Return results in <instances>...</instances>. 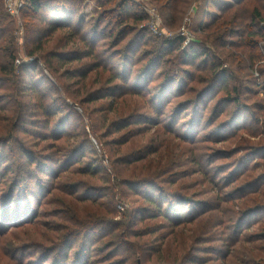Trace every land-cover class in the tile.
I'll use <instances>...</instances> for the list:
<instances>
[{"label":"trees","instance_id":"obj_1","mask_svg":"<svg viewBox=\"0 0 264 264\" xmlns=\"http://www.w3.org/2000/svg\"><path fill=\"white\" fill-rule=\"evenodd\" d=\"M86 1L26 0L27 12L25 15L33 18L32 23H30L32 24L31 28H28L33 36L30 41H33L36 46L29 51V54L34 56L37 51L43 50L42 41L45 37L66 31L63 38L65 40L64 50L49 52L41 56L40 60L45 62V67L60 83L63 78L70 80L77 78L86 81L93 71H97L95 82L100 83L97 89L88 92V89L85 90L83 87V94L77 91V93L69 94L70 96L67 97L74 101L79 98V103H72V105H79L85 112L88 111L84 108L87 104L104 102L105 104H101L90 114L91 119L93 116H99L101 122L103 120L102 126L97 123L92 124L89 127L90 131H86L82 124V133L77 134L76 130L69 135L66 130L72 119H77L76 126L79 125L81 119L72 110V105L66 102L67 98L64 99V103L59 104V98H53L52 85L46 90H40L33 83L36 79H33V82L28 80L29 77L31 79V76L27 74L28 70H37L39 61L16 67V56L14 50H10L11 45L6 48L9 52L1 50L2 58L5 61L0 65L2 72H4L0 78V85L10 86L11 82L5 76L14 77V91L10 101L14 103L17 110L20 108L19 113H21L19 123H22L20 126L22 128H18L16 133L17 131L29 133L30 130L23 128L24 123H27V117L31 116L35 119L30 120L33 121L31 124L38 126L41 121V118H38L40 115L45 121L43 129L46 131V136L42 137L41 132L34 130L32 133L53 143L48 150L50 151L48 156L42 159L38 157V154L27 150L14 154V143L18 139L17 136H14V128L7 134L4 142L0 141V147L2 145L11 146V150L7 153L5 151L0 152V185L3 184L0 186V195L4 196V200L0 198L2 200L0 202L2 204L0 207V229L2 232H7L8 226H10L11 231H15L17 228L34 223L44 199L43 193L46 183L50 179L55 181L60 175L68 172L71 175L81 174L89 175L91 178L100 177L99 175L105 170L100 166L101 159L96 155V150L92 144V135H94L101 141L104 139V144L110 151L111 165L105 171V177L108 176L110 180L115 178V185L113 186H120L123 196L126 193H133L137 197L142 196L146 205L129 208L121 221L113 220L108 226L102 227L103 225L96 223L75 224L76 230L65 236L56 249L54 246L51 247L50 251H42L38 263L46 264L51 259L52 264H101V262H91L95 261L94 258L92 259V254H94L96 247H99L97 245L101 244H103L101 245L103 248L112 250L113 247V251L107 254L108 259H111L114 254L121 256L115 258L119 260L113 264H134L133 259L146 252L148 256L144 257L155 256L160 259L161 254L164 253L162 248L167 243L165 238L177 233L176 231H179L181 226L192 233L199 221L211 212L209 204L208 202L204 203L203 209L195 210L191 214L189 207L193 203L188 200V194L183 192V189L176 191L174 188L164 187L165 183L175 185L178 181V174H180L177 173L171 178H163L164 176L160 171L165 170V167H162V164L159 166L160 163L157 164V168L151 165L152 162L156 163L154 155L163 156L161 149L164 145L153 146L151 144L149 147H128L127 152H125L126 145L130 143L132 137L141 136L143 133L148 134L152 130L155 132L151 141H154L153 137L156 131H161L164 128L162 123L165 110L176 97L194 98L191 103H196L195 113L199 116L198 122L196 118L194 119L195 127L201 124L207 109L201 110L200 104L206 98V94L214 90H223L226 98L223 97L216 104L211 122H217L226 107L232 108V105H235V109L233 106L232 110V119H241V93L248 89L244 83L247 85L256 83L257 86V82H260L261 86L258 88L264 89V63H262L264 55L259 49L260 39H264V33L256 27V23L264 20V14L256 6L264 0H236L234 4L219 10L218 13L210 15L207 12L212 20L207 23L203 22L197 28L191 29L192 33L199 37H196L197 40L189 44H186L183 36L162 38L154 35L149 28L143 26L148 21V15L133 0H97L101 9L97 12V18H92L90 21L82 17ZM149 1L158 9L164 26L171 30H178L191 5L199 2V0ZM250 2H257L254 8L255 13L253 12L251 16L247 11L244 12L247 9L244 7ZM76 17L78 20L74 26L73 22ZM34 20H40L42 23L49 20L50 23L46 24L44 28L34 27ZM250 25L252 26L250 27ZM132 32L136 34L127 42L122 52L115 50L109 56L104 57L106 49L99 50L102 39H112L111 46L115 49ZM1 37L3 38L2 41H8L6 35ZM101 37L103 38L100 39ZM70 45L72 48L67 50ZM150 45L152 46L151 50L147 49ZM107 46L105 43L101 45L103 48ZM238 46L243 47L239 56L231 51ZM142 49L145 50L142 53V58H140L136 53ZM242 56H246L247 59L243 61ZM91 59L93 62H90ZM83 60L89 62L77 68L65 69V72L61 73L63 65ZM227 60H230L231 64L237 63L238 71L231 66V68H224ZM141 61L145 62V67L134 70L136 69L134 68L135 65ZM169 63L173 66L170 67ZM256 63H260L259 65L262 67L258 69L260 78L254 76L253 71ZM165 64H167L168 69L165 68L155 78L157 72L162 70ZM247 69L248 72L242 74ZM106 72L109 73V76L105 80L102 79V82L101 73L105 74ZM159 79H162L163 82L152 86L153 82ZM198 85L203 86L198 89ZM64 93L69 92L64 91ZM50 97L55 101L48 102ZM23 98H31L29 104L34 110L29 116L25 109L26 105L22 102ZM123 102L125 105L120 108L119 106ZM256 109L262 111L264 118V97ZM113 113L118 116L112 117ZM56 118L60 121H56ZM172 131L169 130V132ZM187 139L185 141H195V138ZM124 146L126 147L123 148ZM87 150L90 156L95 157L90 162L84 163ZM72 161L76 162L74 169L70 168ZM260 181L259 179L258 183ZM80 187L86 191L81 194V197H84L81 199L84 201L93 199L96 195V189H99L86 184ZM261 192L253 191L252 195L259 197ZM247 193L241 194L242 196L239 197V201H242L241 205H246L249 202L255 204L253 207L246 206L240 210L239 220L231 230L237 239L242 237V242L251 245L244 251L248 255L249 263L264 264V221L259 219V227H256L251 234L243 233V231L253 228L252 226L246 227L247 215L259 207L264 208V202H261V205L256 203L255 200L258 198L249 201ZM111 194L113 207L116 208V194L113 189ZM139 213L142 214L139 215ZM135 219L138 222L135 223ZM158 219H162L164 222ZM155 220L158 222L154 223ZM148 221H152V225L146 228H137L138 225H143ZM186 225L191 226V228H185ZM169 227L171 232L160 236L162 241L158 246H152L153 244L142 241L152 234L164 232ZM106 239L108 240L104 242ZM221 241H223L221 249L217 246L213 247V252L216 253L215 259L217 262L221 260L219 264H229L231 254L237 247L230 245L226 239H221ZM192 243L196 247L204 243H212V240L198 235L197 237L194 236ZM190 249H193L194 252L202 251L198 247H191ZM208 249L210 248H206V253H209ZM179 250L180 247L178 252ZM210 251L212 252V250ZM238 251H241V246ZM169 254L172 255L171 252ZM210 260L189 252L183 257L176 255L171 263L209 264ZM247 260V258L242 257L235 261L238 263V261L246 262Z\"/></svg>","mask_w":264,"mask_h":264},{"label":"rangeland","instance_id":"obj_2","mask_svg":"<svg viewBox=\"0 0 264 264\" xmlns=\"http://www.w3.org/2000/svg\"><path fill=\"white\" fill-rule=\"evenodd\" d=\"M8 1L13 6L14 11L10 9ZM235 1L236 0H199V2L191 5L190 10L178 30L168 29L164 26L163 21H161L160 32L162 34L159 35L151 30L152 18L150 15L152 13L151 10H155L161 18L158 9L150 3L149 0L135 2L142 7V11L149 17L148 21L144 23L143 26L149 28L154 35L162 38L185 36L184 40L189 44L196 41L199 37L195 33H192L191 29L193 30L203 22L207 23L212 20L211 16L209 18L207 12H209L210 15L218 13L220 12L219 10L234 4ZM250 3L244 7L247 8L244 12L247 11L249 16L253 15L255 3L257 2ZM14 7L17 8L16 11ZM256 8H259L264 14V2H259ZM100 9L101 7L97 0H87L84 5L82 17L87 21H90L92 18H97V12ZM26 12V0H0V53L1 50L7 52L8 50L6 48L11 45L10 50H14L16 56V67L39 61L37 70H28L27 72V74L31 76V79L30 77L28 79L29 82L31 80L33 82V79H36L33 83L38 86L40 90H46L52 85V95H55H53V98H59V104L64 103L65 98H67L66 102L69 103V105H72V103H79V98L74 101L67 96H70L69 94L72 95L77 93V91L80 92V94H83V87H85V90L88 89V92L97 89L100 86V83L97 84L95 82L97 71H93L86 81L77 78L71 80L63 78L60 83V81L48 71L45 67V62L40 60V57L49 52L64 50L63 44L65 43V40H63V38L66 31H60L52 36L45 37L42 41L44 44L43 50L41 52L37 51L36 54L32 56L29 54V51L36 46L33 44V41H30V38H33V36L28 28H31L32 24L30 23H32L33 18L26 16ZM138 12H140V10H138ZM77 20L78 17H76L73 22L74 26H76ZM33 22L34 27L40 26L42 28L50 23L49 20L43 23L40 20H34ZM251 26L252 25H250V27ZM256 27L264 33V20L261 22L259 21L258 24L256 23ZM169 33H171L172 36H168ZM135 34V32L129 34L128 37L121 42L119 47L115 49L111 46L112 39H102L103 37H101L100 39L102 40L100 41V47L104 43L108 46L104 48L99 47V50L106 49L104 57L109 56L111 52L115 50L122 52L125 49L127 42L135 36ZM3 35L7 36V42L2 41L3 38L1 36ZM259 46L260 52L264 55V39H260ZM151 47L152 46L150 45L147 49L151 50ZM70 48H72V45H70L67 50ZM144 50L145 49L138 51L136 55L142 58ZM231 51L239 56L240 52L243 51V47L238 46ZM1 54L0 65L5 61V59L2 58L3 53ZM246 59V56H242L243 61ZM91 61L93 62V59H91L90 62ZM87 62L89 61L83 60L81 62H72L63 65L61 67L62 69L60 68L61 73H64L65 69L77 68ZM262 63H264V61ZM144 64L145 62L141 61L138 65H135L136 67L134 68L136 69L134 70L143 66L145 67ZM259 64L260 63L255 64L253 71L254 76L257 78H260L258 69L262 68ZM169 66L172 67L173 64L169 63ZM230 66L238 71L237 63L231 64V61L227 60L224 64V68H231ZM165 68L166 70L168 69L167 64L162 67V70L160 69L157 72L155 78L161 71L165 70ZM99 72H101V70H99ZM247 72L248 69L242 74H246ZM2 74L4 75V72H2L0 66V78L3 76ZM101 74V81L109 76L108 72ZM5 78L11 82V85H0V141L4 142L7 134L13 131L14 128V136H17L18 138L17 142L14 143V154L22 150H27L34 154H38V157L45 159L50 153L48 150L53 142L43 140V138L41 139L32 133L33 130L35 132L38 131L43 134L42 137H45L46 131L43 129L45 121L43 117L39 115L38 118H41V121L38 126L31 124L33 121L30 120H35L29 116L32 110H34L29 104L31 98H23L22 102L26 105L25 109L29 116L27 117V123H24L23 128H25L24 130H30V132L24 133L17 131L16 133L18 128H22L20 127L22 123H19V116L21 114L19 113L20 108L17 110L14 107V103L10 101V98L12 99L11 95L13 96L14 91V77L5 76ZM161 82H163L162 79L154 81L152 86L160 84ZM202 86L203 85H198V89ZM244 86L248 89L241 93V119H232L233 106L235 109V105H232V108L226 107L224 113L217 122H211L216 104L219 103L220 99H223V97L226 98L223 90H214L206 94V98L200 104L201 110L203 108L207 109L205 110V115L204 118H202L201 124L195 127L194 119L196 118L198 122L199 116L195 113L196 103H191L194 98L188 96L176 97L173 99V103L166 108L162 123L164 128L161 131H156L153 137L154 141H151L153 133L155 132L152 130V132L148 134L143 133L141 136L132 137L130 143L126 145L127 149H125V152H127L128 147H149L151 144H153V146L164 145L161 149L163 156L160 157L159 154L157 156L154 155L156 163L152 162L151 165L157 168L160 163L159 166L162 164V167H165V170L160 171L164 176L163 178H171L175 176V174L180 173L178 174V181L175 185L165 183L164 187L168 189L174 188L176 191L183 189V192L185 191L188 194V200L193 203L189 207L191 214L195 210L199 211L200 209H203V205L206 202H208L209 210L211 211L199 221L192 233H189L186 229H183L184 226H181L179 228L180 232L176 231L177 233H173L166 237L165 242L167 243L162 248L164 253L161 254L160 259L155 256L150 258L144 257L148 256V253L146 252L142 253V255L139 254L136 256L133 259L134 264H172L171 262L176 255L183 257V255L188 254L189 252L191 254L195 253L198 256L211 259L209 264H219L221 260H218L217 262L215 259L216 253L213 252V247L217 246L221 249L223 242L221 239H226L230 245L237 247L231 254L232 256L228 262L229 264H250L248 255H246L244 251H246L251 245L242 242V237L237 239L231 229L239 220L240 210L246 206L253 207L255 204L249 202L246 205H241L242 201H239V197L242 196L241 194L248 192L246 195H248L247 199L249 201L258 198L255 200L257 201L256 203H260L261 205V202H264V118L262 116V111L256 109V106H258L260 101L263 100L264 89L258 88L261 86L260 82H257V86L256 83L250 85L244 83ZM64 91H68L69 93L66 94ZM53 98L50 97V101L48 102H54L55 100H53ZM124 103L125 102L121 103L119 107H124ZM101 104L105 103L98 102L87 104L84 107L88 110L87 112L80 108L79 105H72V110L76 112L81 121L79 125L76 126L77 119L73 118L66 130L67 133L70 135L76 130L77 134L79 132L82 133V124L86 128V131L89 130V127L92 126V124L97 123L102 126L103 120L101 122L99 116H93L92 119L90 118L91 111L98 108ZM206 104L207 106H205ZM116 116L118 115H115L114 113L112 114V117ZM56 121L59 122L60 119H57ZM212 123H214V125L211 126ZM169 130L173 131L169 132ZM104 131H106V129ZM187 138H195V141H185L188 140ZM104 142V139L101 141L97 136L94 137V135H92V144L96 150L95 153L100 157L101 161H103V164L101 161L99 164L105 171H107V168H110L111 165L110 151L107 149ZM10 148L11 146L2 145L0 147V152L2 153L5 151L7 153L11 150ZM111 156H113L112 153ZM93 157L95 156H90L89 151L87 150V156H84V163L90 162L93 160ZM75 163L76 162L73 161L70 162V165H72L70 168L74 169L76 167ZM54 168L57 167L54 166ZM105 171L99 175L100 177L96 178L81 174L71 175L68 172L60 175L55 181H51L52 179L48 182L46 181L47 183L43 193L44 199L39 214L36 219H34V223L26 227L17 228L15 231H11L12 228H10V226H8L9 230H7V232H2L0 229V264H41L38 262H40L39 258H41L42 251H50L51 247L54 246L56 249L65 236L76 230L75 228L77 227L75 224L79 223L82 225V223H96L103 225L102 227H104V225L108 226L113 220L121 221L123 215L129 208L146 205L142 196L137 197L133 193H126V195L123 196L122 188L120 186H113L115 185V178L110 180L108 176L105 177ZM259 179L261 180L260 183H258ZM83 184L101 189H96V195L93 199H96L98 196L100 197L95 201H93V199H87L86 201L81 199L84 198L83 196L81 197V194L86 192L83 187L79 188V186ZM0 186H3V184ZM112 189L116 194V208L113 207ZM253 191H262L261 196L256 197V195H252ZM0 198L4 200V196L2 197L0 195ZM2 200H0V202ZM101 204L103 207L100 206ZM0 207H2L1 203ZM141 214L142 213H139V215ZM246 218V227H253L243 231L244 234L248 232V235L251 234L256 227H259V219L264 221V208L259 207L258 209H255L252 213L250 212ZM158 220H155L154 223L158 222ZM134 222L136 223L138 220L135 219ZM162 222H164V220H162ZM152 223V221H148V223L138 225L137 228H146L152 225ZM185 228L189 229L191 226L186 225ZM170 232L169 227V229H165L164 232L152 234L142 241L151 243L153 244L152 246H158L162 241L160 240V236H164ZM198 235L202 238H211L212 243H204L201 246L198 245L194 247L192 242L194 236L197 237ZM107 240L108 239L104 242ZM101 245H97L99 247H96L94 254H92V259H95L94 262L91 261L92 263L101 262V264H113L115 261L119 260L115 258H120L121 256L115 254L111 259H108L107 254L108 252L113 251V247L111 250L103 248ZM240 246L241 251H238ZM179 247L180 250L178 252ZM191 247H198L202 251L194 252L193 249H190ZM206 248H210L208 249L209 253H206ZM226 249L227 247L225 250ZM210 250H212V252ZM18 252L20 253L18 254ZM170 252L172 255L169 254ZM242 257L247 258L248 260L246 262L238 261V263L235 261ZM49 262L50 264L53 263L50 259L46 264Z\"/></svg>","mask_w":264,"mask_h":264},{"label":"built area","instance_id":"obj_3","mask_svg":"<svg viewBox=\"0 0 264 264\" xmlns=\"http://www.w3.org/2000/svg\"><path fill=\"white\" fill-rule=\"evenodd\" d=\"M12 1V0H11ZM135 1H140V0H135ZM9 3V1H8ZM14 5V4H13ZM146 6V4H145ZM9 7L12 11H14L13 9V6L11 5V3H9ZM15 8V7H14ZM148 8V7H147ZM17 10V8H15V11ZM152 13L150 14L151 15V18H152V24H151V30L155 33V34H162L160 32V25H161V18L159 17V15L157 14V12L155 10H151ZM184 31V30H183ZM184 35V34H183ZM168 36H172L171 33L168 34ZM185 37V36H184ZM188 44V42L186 43Z\"/></svg>","mask_w":264,"mask_h":264}]
</instances>
